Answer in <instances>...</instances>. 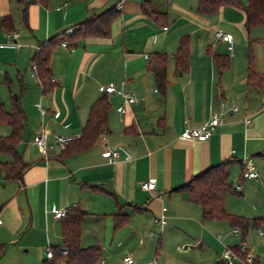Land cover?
<instances>
[{
	"label": "crops",
	"instance_id": "crops-1",
	"mask_svg": "<svg viewBox=\"0 0 264 264\" xmlns=\"http://www.w3.org/2000/svg\"><path fill=\"white\" fill-rule=\"evenodd\" d=\"M15 1L20 16L12 20L19 46L0 47V80L16 85L25 115L18 151L27 168L20 179L0 177V256L36 258L44 264L46 246L62 244L61 219L51 210L77 204L85 212L80 244L98 246L106 264H120L127 255L133 258L132 264H191L187 255L203 246L209 250L204 264L220 261L221 254L212 247L213 241L218 247V234L210 233L224 232L222 224L203 220L197 197L174 188L227 159L236 160L229 178L237 194L242 183H260L264 188V87L250 85L247 79L250 62L255 72L264 75V26L247 30L242 7L225 6L217 13L201 15L196 0H150L153 10L166 13L163 27L141 12L143 0H48L46 5L29 4L23 21V4ZM112 6L120 15L112 22L108 37L74 38L65 41L66 47L61 43L49 47L47 65L54 81L50 90L43 92L38 78L29 71L37 47ZM5 14H12L11 0H0V15ZM218 30L232 36V54L226 42L214 40ZM7 33L0 28V43L7 41ZM182 35L189 36L184 72L176 71L172 59ZM209 51L227 56V68L219 71ZM157 52L168 56V84L163 95L147 69V56ZM109 82L131 91L135 104L120 115L116 107L122 104V97L107 95L106 129L89 149L66 158L60 157L63 149H54L43 157L33 143L36 133L44 129L50 134L78 137L91 104L104 94L101 87ZM8 91L9 98L2 97L0 102L10 109L16 97L10 98L12 91ZM38 105L46 108L44 117ZM232 106L238 108L234 113L230 112ZM213 112L222 113L225 121L207 140L179 138L185 121L194 127ZM9 132L7 125H0V135ZM104 142L111 147L123 145L131 157L104 156ZM246 159L254 165L256 179L240 176ZM149 178L156 179L152 193L141 188ZM162 206L166 207V224L159 226L153 219ZM262 208V215L254 217H264ZM115 213L125 216L116 229ZM198 224L199 233L194 227ZM259 228L264 231V225ZM156 230L154 256L165 257L160 262L156 257L149 260ZM239 233L221 234L218 241L228 247L240 245ZM254 235L248 241L247 232L244 243L263 256V239L256 229ZM173 238L178 243L166 254L164 243ZM169 255L174 258L168 259Z\"/></svg>",
	"mask_w": 264,
	"mask_h": 264
},
{
	"label": "trees",
	"instance_id": "trees-1",
	"mask_svg": "<svg viewBox=\"0 0 264 264\" xmlns=\"http://www.w3.org/2000/svg\"><path fill=\"white\" fill-rule=\"evenodd\" d=\"M23 4L22 20H26L27 6L31 3L46 5L48 0H17ZM150 0H143L141 12L152 19L159 26H166L167 18L165 12H158L150 6ZM196 11L201 15L217 13L222 7L231 6L243 8L245 11V27L250 30L253 27L264 26V0H196ZM120 15L115 6L87 16L77 23L71 34L67 32L56 35L41 43L35 50L30 64L36 66V77L43 92L50 90L52 77L47 65V51L50 46L60 44L74 38L100 37L110 35L112 22ZM0 28L5 31H13L14 25L10 14L0 15ZM210 50V49H208ZM219 71L227 68L228 57L209 51ZM189 57V36L182 35L178 39L177 47L172 54L176 71L184 72L188 68ZM168 56L165 53L157 52L150 54L147 61V69L151 72L158 92L163 95L168 84L167 79ZM247 79L250 85L264 87V75L254 71L251 62L248 64ZM107 94L104 93L91 104L88 116L78 137L68 142L63 148L60 157H69L82 153L89 149L96 139L105 132L107 115L109 111ZM0 125H7L10 132L7 135H0V177L3 180L20 179L26 171L27 165L23 163L21 153L18 151V144L22 140L25 115L20 106L18 96L12 99L10 109L0 102ZM235 159L223 160L215 165L209 166L199 173L192 175L186 182L174 188L175 191H184L195 195L201 206V217L203 220L225 221L231 228H238L240 231L241 243H244L249 228L257 229L264 225V217L248 218L242 215L229 213L225 208V200L229 193L237 194L229 179V170ZM243 170V167H242ZM242 170L240 176H242ZM85 212L77 204L66 208L65 216L61 218V246L51 247L54 256L44 264H59L65 260L68 264H97L102 259L98 246L83 247L80 244V230L84 220ZM125 221L121 213L114 214V229L119 228ZM66 248L67 254L61 255L57 251ZM238 253V245L230 247ZM2 249L0 248V254ZM241 258L243 255L239 254ZM259 256L256 260L258 263ZM214 264H223L222 260Z\"/></svg>",
	"mask_w": 264,
	"mask_h": 264
},
{
	"label": "built area",
	"instance_id": "built-area-1",
	"mask_svg": "<svg viewBox=\"0 0 264 264\" xmlns=\"http://www.w3.org/2000/svg\"><path fill=\"white\" fill-rule=\"evenodd\" d=\"M117 8H120V6H117ZM74 29H75L74 27L69 28L66 32L68 34H71ZM17 36L18 34L16 31L7 33V41L4 43H0V47H13V48L18 47L19 44L17 43L16 40ZM214 40H221L226 42L228 52L232 54L233 38L230 34L218 30L214 33ZM61 46L66 47V43L62 42ZM29 71L32 73V75L36 76V66L34 63L29 65ZM52 81H54V79H52ZM101 90L107 95L117 94L122 97V104L116 107V111L120 115L125 114L127 109L131 108L136 102V97L131 91H127L122 87L118 88L113 82H109L108 84L102 86ZM262 103L264 105V95L262 96ZM38 107L41 116L44 117L47 113L46 108H44L41 105H38ZM237 109H238L237 106H232L230 108V112L234 113L237 111ZM57 114L58 113L56 112V115ZM224 121H225L224 116L220 112L211 113L207 120L194 127L190 126L187 123V121H185L184 127L179 134V138L193 139V140H207L211 136L215 128L218 125L222 124ZM74 138L76 137L64 136L56 133L50 134L46 130L41 129L34 136L33 143L38 148L42 156L46 158L51 151H53L54 149L62 150L65 147V145ZM102 149H103L102 154L112 159L118 158L120 155H123L125 159L131 157L130 152L123 145H117L115 147H111L106 142H104L102 144ZM242 164H243V170H242L243 178L256 179L258 177V173L249 159L243 160ZM155 186H156L155 178H149L141 183V188L150 193L154 192ZM66 208L52 209L51 211L55 218L61 219L65 216ZM165 211H166V207L162 206L160 215L153 219L154 223L158 224L159 226H163L164 224H166ZM1 223L2 221L0 219V224ZM231 232L234 234H238L239 229L235 227L231 230ZM256 233L260 238L263 239L264 242V231L261 228H257ZM149 235H152V232H149ZM216 238L221 241L223 236L221 234H218L216 235ZM238 248H239L238 252L239 254L243 255V258H241L238 253H235L233 250H231L230 247L224 246L220 255L223 264H263L261 262L260 257L258 263H256L258 255L253 251V249L249 248L245 243H241L240 245H238ZM57 252L61 255L67 254L66 248L59 249ZM53 256H54L53 249L50 246H46L45 249L46 259H50ZM262 259L264 261V255ZM153 262L155 263V261ZM132 263H133V258L129 255L124 256L120 262V264H132ZM97 264H106V262L102 258L101 260L98 261Z\"/></svg>",
	"mask_w": 264,
	"mask_h": 264
},
{
	"label": "rangeland",
	"instance_id": "rangeland-1",
	"mask_svg": "<svg viewBox=\"0 0 264 264\" xmlns=\"http://www.w3.org/2000/svg\"><path fill=\"white\" fill-rule=\"evenodd\" d=\"M242 3H245L246 0H241ZM20 5L15 1V0H11V16L12 18L14 17V19L18 18L20 16ZM13 19V24H15L16 22H14L15 20ZM15 85V84H14ZM9 86L7 85V83L3 82V79L0 80V99L2 97H8L9 98V91L8 89H10L12 91V93L10 94V98L14 96V94H17V91L15 90L16 85L14 86ZM14 89V90H13ZM3 95V96H2ZM234 176V174H232ZM233 178V177H232ZM230 179V178H229ZM242 191L240 192V194H234V193H229L227 195V198L225 200V206H226V210L229 213H233V214H237V215H242L248 218H253L255 215L261 214L260 213V207L263 205V208L261 209V211H264V188L262 187V185L259 184H255V183H242ZM264 214V212H263ZM220 224H222V231L224 232H211L210 234L213 235L214 237L216 234H225L229 231H231L233 228H231L225 221H219ZM197 233H199L200 231V225H195L194 226ZM159 231H154L155 235L154 237L151 239L154 244H153V249L151 251V253L149 254V260H152L156 257L157 261L160 262L161 260H164L165 257H161L160 255L154 256V251L155 248L157 247V234ZM206 232H208L206 230ZM248 234H249V240H251V238H253L254 235V229L253 228H249L248 230ZM240 235V233H239ZM164 238V235H163ZM215 240H217L215 238ZM230 239L225 240V243L228 244ZM217 246L215 247V241H213L212 243V247H214L213 249H215L217 251V253L220 255L224 246L217 240L216 241ZM168 243V242H167ZM164 243V252L166 254L171 253L174 251L176 244L178 243L177 240H175V238L171 239L170 242L167 244ZM220 243V244H219ZM45 249V248H44ZM24 250V248L22 249ZM208 248L207 247H201V248H194L193 249V253L189 252L190 254L187 255L189 256L188 260L190 261L191 264H204L203 260H206L205 256H207V252H208ZM43 252L45 253V250H43ZM264 255V254H263ZM34 256V255H33ZM263 256L260 255V258H262ZM46 258V257H44ZM174 258V256L169 255L168 259H172ZM43 259V258H42ZM261 262L264 264V261L261 259ZM0 264H42V260L41 259H36V258H30L29 260H11V257L9 256V254H5L4 256H0ZM61 264H66L65 262H61Z\"/></svg>",
	"mask_w": 264,
	"mask_h": 264
},
{
	"label": "water",
	"instance_id": "water-1",
	"mask_svg": "<svg viewBox=\"0 0 264 264\" xmlns=\"http://www.w3.org/2000/svg\"><path fill=\"white\" fill-rule=\"evenodd\" d=\"M14 97H16V94H14Z\"/></svg>",
	"mask_w": 264,
	"mask_h": 264
}]
</instances>
